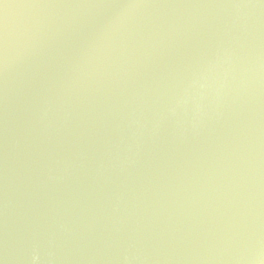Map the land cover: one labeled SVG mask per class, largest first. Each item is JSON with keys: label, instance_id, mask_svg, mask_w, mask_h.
<instances>
[{"label": "water", "instance_id": "95a60500", "mask_svg": "<svg viewBox=\"0 0 264 264\" xmlns=\"http://www.w3.org/2000/svg\"><path fill=\"white\" fill-rule=\"evenodd\" d=\"M0 264H264V0H0Z\"/></svg>", "mask_w": 264, "mask_h": 264}, {"label": "clouds", "instance_id": "9594fccd", "mask_svg": "<svg viewBox=\"0 0 264 264\" xmlns=\"http://www.w3.org/2000/svg\"><path fill=\"white\" fill-rule=\"evenodd\" d=\"M34 259H36V258L34 257Z\"/></svg>", "mask_w": 264, "mask_h": 264}]
</instances>
